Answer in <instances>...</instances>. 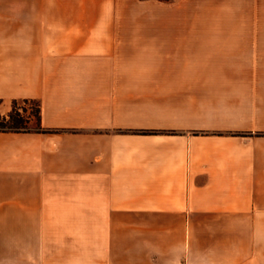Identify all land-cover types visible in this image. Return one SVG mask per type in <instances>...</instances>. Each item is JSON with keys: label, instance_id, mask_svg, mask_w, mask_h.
<instances>
[{"label": "crops", "instance_id": "crops-1", "mask_svg": "<svg viewBox=\"0 0 264 264\" xmlns=\"http://www.w3.org/2000/svg\"><path fill=\"white\" fill-rule=\"evenodd\" d=\"M133 1L0 0V264H264V0Z\"/></svg>", "mask_w": 264, "mask_h": 264}, {"label": "rangeland", "instance_id": "rangeland-1", "mask_svg": "<svg viewBox=\"0 0 264 264\" xmlns=\"http://www.w3.org/2000/svg\"><path fill=\"white\" fill-rule=\"evenodd\" d=\"M138 2H144L149 4H144V6L132 4L131 10H126L124 12L123 26H132V27H157V0H134ZM133 1V2H134ZM150 1V2H148ZM167 2V1H166ZM240 6V5H239ZM252 6L251 4H245V26H253L252 21ZM229 19H227L223 26H237L236 25V5H228L227 11ZM12 105V109L14 108ZM18 109H24L26 112L22 113L26 119H28L32 111L36 108V105L33 102H23L20 101L16 105ZM2 116H0V123H2ZM23 128L34 129L35 128V119L26 120Z\"/></svg>", "mask_w": 264, "mask_h": 264}, {"label": "trees", "instance_id": "trees-1", "mask_svg": "<svg viewBox=\"0 0 264 264\" xmlns=\"http://www.w3.org/2000/svg\"><path fill=\"white\" fill-rule=\"evenodd\" d=\"M159 1H171V0H159ZM24 102H33L36 105V108L32 111L30 117L28 118L31 120L32 118L35 119L36 127L34 129L23 128L24 124H26L25 116L22 114L26 111L24 109L16 108L18 102L14 103V108L12 109L11 113L8 117L2 118V123H0V132H13V133H24V132H45L40 126V119H41V109L40 105L34 101H24Z\"/></svg>", "mask_w": 264, "mask_h": 264}]
</instances>
